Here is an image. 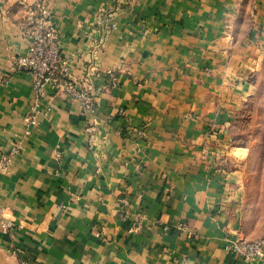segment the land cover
I'll use <instances>...</instances> for the list:
<instances>
[{"label":"crops","instance_id":"1","mask_svg":"<svg viewBox=\"0 0 264 264\" xmlns=\"http://www.w3.org/2000/svg\"><path fill=\"white\" fill-rule=\"evenodd\" d=\"M38 1L93 110L16 66ZM262 71L264 0H0V264H257L226 245L264 237V154L232 143Z\"/></svg>","mask_w":264,"mask_h":264},{"label":"built area","instance_id":"2","mask_svg":"<svg viewBox=\"0 0 264 264\" xmlns=\"http://www.w3.org/2000/svg\"><path fill=\"white\" fill-rule=\"evenodd\" d=\"M22 30L29 41L28 51L17 55L15 63L19 69L33 73L36 99L39 100L45 94L46 86L50 84L56 92L66 93L82 101L88 110H93L92 95L86 90L77 89L76 81L62 56L59 30L48 5L43 1L30 4L27 7V16L22 24ZM33 110L34 113L27 118L31 123L36 122L35 117L39 112L36 108ZM89 130L91 131L92 128ZM21 149V144L15 142L8 151L0 153V171L9 170L11 162ZM140 225V221L134 222L129 231L137 232ZM2 226L9 231L13 228V223L4 220ZM227 241L226 248L241 255L246 262L264 264V237L254 240L237 237L228 238Z\"/></svg>","mask_w":264,"mask_h":264},{"label":"rangeland","instance_id":"3","mask_svg":"<svg viewBox=\"0 0 264 264\" xmlns=\"http://www.w3.org/2000/svg\"><path fill=\"white\" fill-rule=\"evenodd\" d=\"M253 80L256 84L258 83V94L246 102L243 112L237 118L232 131V143L248 146V148L253 145V153L259 147L262 150L261 153L264 154V71L254 76ZM254 166L255 164L253 168Z\"/></svg>","mask_w":264,"mask_h":264}]
</instances>
